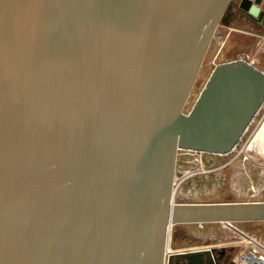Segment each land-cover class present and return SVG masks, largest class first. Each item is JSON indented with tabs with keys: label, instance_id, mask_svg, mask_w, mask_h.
<instances>
[{
	"label": "water",
	"instance_id": "95a60500",
	"mask_svg": "<svg viewBox=\"0 0 264 264\" xmlns=\"http://www.w3.org/2000/svg\"><path fill=\"white\" fill-rule=\"evenodd\" d=\"M233 2L0 4V264H163L168 225L264 220V202L172 201L177 150L229 153L264 104V72L234 59L183 112ZM263 4L236 5L263 24Z\"/></svg>",
	"mask_w": 264,
	"mask_h": 264
},
{
	"label": "rangeland",
	"instance_id": "374dc122",
	"mask_svg": "<svg viewBox=\"0 0 264 264\" xmlns=\"http://www.w3.org/2000/svg\"><path fill=\"white\" fill-rule=\"evenodd\" d=\"M231 14L229 20L228 16L220 20L212 33L185 101L184 113L189 111L218 63L244 58L264 72V23L234 10ZM175 179L177 203L264 202V104L229 153L180 150ZM168 243L163 264L172 252L203 248H211L217 264H242L241 256L246 253L264 258V220L175 223L170 227ZM211 261L210 255L174 256L169 264Z\"/></svg>",
	"mask_w": 264,
	"mask_h": 264
},
{
	"label": "bare ground",
	"instance_id": "6f19581e",
	"mask_svg": "<svg viewBox=\"0 0 264 264\" xmlns=\"http://www.w3.org/2000/svg\"><path fill=\"white\" fill-rule=\"evenodd\" d=\"M188 203V202H187ZM170 225H168L166 229V239H165V246H164V255L165 251L167 250L168 247V242H169V231H170ZM163 262H164V257H163ZM241 262L242 264H264V258L260 256H255L253 253H246L241 256Z\"/></svg>",
	"mask_w": 264,
	"mask_h": 264
},
{
	"label": "flooded vegetation",
	"instance_id": "af4514ba",
	"mask_svg": "<svg viewBox=\"0 0 264 264\" xmlns=\"http://www.w3.org/2000/svg\"><path fill=\"white\" fill-rule=\"evenodd\" d=\"M264 9V8H263ZM232 10H234V11H236L238 14L240 13L241 15H244L245 17H248L250 20H252L249 16H247L243 11H241L238 7H237V5H236V3H234L233 2V4L230 6V8H229V15L230 16H232ZM228 15V16H229ZM230 19V17L228 18L227 17V19L226 20H229ZM258 23V22H257ZM209 249H211V248H209ZM210 256H211V258L213 259V264H217L216 263V261H215V259H214V253L212 252L211 254H210Z\"/></svg>",
	"mask_w": 264,
	"mask_h": 264
},
{
	"label": "built area",
	"instance_id": "2783aa9c",
	"mask_svg": "<svg viewBox=\"0 0 264 264\" xmlns=\"http://www.w3.org/2000/svg\"><path fill=\"white\" fill-rule=\"evenodd\" d=\"M234 1V3H238V1H236V0H233ZM240 59H244V58H240ZM244 60H246V59H244ZM247 62H249L248 60H246ZM249 63H251V62H249ZM252 64V63H251ZM180 150H182V149H179V150H177V153H176V163H177V160H178V152L180 151ZM187 151H190V150H187ZM193 152H198V151H193ZM175 173H176V165H175ZM176 184H177V182H176V179H175V176H174V179H173V195H172V201L174 202V203H177V202H175V199H174V194H175V186H176Z\"/></svg>",
	"mask_w": 264,
	"mask_h": 264
},
{
	"label": "snow or ice",
	"instance_id": "6c2138e0",
	"mask_svg": "<svg viewBox=\"0 0 264 264\" xmlns=\"http://www.w3.org/2000/svg\"><path fill=\"white\" fill-rule=\"evenodd\" d=\"M4 0H0V4H3Z\"/></svg>",
	"mask_w": 264,
	"mask_h": 264
}]
</instances>
